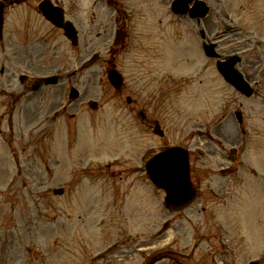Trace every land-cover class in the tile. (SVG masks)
Listing matches in <instances>:
<instances>
[{
	"label": "rangeland",
	"instance_id": "rangeland-1",
	"mask_svg": "<svg viewBox=\"0 0 264 264\" xmlns=\"http://www.w3.org/2000/svg\"><path fill=\"white\" fill-rule=\"evenodd\" d=\"M121 1L129 5L132 24L117 67L125 78L124 92L135 100L132 105L135 112L126 104L125 96L113 95L106 83V70L96 66L77 77L76 86L82 90L83 97L73 105L79 109L73 120H68V113L62 111L49 123L46 115L40 114V97L24 103L33 104L36 112L28 114V119L14 116L12 133L6 126L8 118L2 117L0 134L7 140L0 141V147L9 150L16 147L18 153L25 149L26 153H21L20 158L24 176L17 178L12 190L5 191V182L0 180V264H84L88 256L106 245L104 241L110 235L114 238L115 233L123 236L125 232L144 241L124 240L130 243L133 252L138 246L159 243L155 241V232L165 220H169L171 230L175 225H183L185 244L206 232L201 225H193L197 220L190 211L166 214L162 203L164 195L148 183L143 171H139L138 159L142 154L147 156L148 149L153 148L155 152L164 143L174 142L172 138L183 135L192 119L197 121L203 117L204 121H210L213 116L235 109L236 97L242 96L221 79L215 62L202 54L195 22L174 17L167 2L160 0ZM207 1L211 2L212 12L199 27L212 41L224 23L234 24L232 31L223 36L220 51L223 55L242 54L243 63L238 68L246 69L248 76L261 80L258 92L262 95L264 0ZM8 28L6 25V32ZM5 35L9 39L8 33ZM98 50L102 56L106 55L103 47ZM0 53L3 56L2 50ZM146 72L156 76V80L141 78ZM159 88L160 92L155 95ZM144 93L151 97L143 98ZM59 100L64 104L68 101L67 97H48L49 108ZM89 100L98 102V110L92 116L84 104ZM139 111L147 116L146 124L159 123L166 133L164 140L148 129L143 132L138 126ZM88 116L91 117L87 119ZM231 124L229 119L225 126L231 127ZM89 128L92 135L88 133ZM48 129L50 132L46 134ZM109 130L111 136L107 135ZM235 135L225 136L230 140ZM66 137L69 143L66 144L68 155L64 167L58 148L65 143ZM10 140L13 145L9 144ZM74 147L78 149L74 151ZM79 159L83 160L82 166ZM255 161L258 162L256 154ZM114 162H119L117 170L120 171L114 179L117 184L110 188L91 171ZM9 165V160L3 159L0 174L8 171ZM82 167L89 171H80ZM141 177H145L144 183ZM63 184L71 196L66 201L68 206H63L60 198L52 194L54 188ZM140 187L143 190L134 191ZM132 191L136 195L135 203L131 200ZM226 217L229 221L236 218L241 227L234 230L226 222L218 221L224 227L223 238L230 247L229 261L246 264L261 258L264 262V226H258L264 222V197L242 199L241 207L228 211ZM152 223L156 225L154 229H146L145 224ZM98 226L102 229L90 236ZM139 230L144 234H136ZM167 237L164 235L163 241H167ZM107 256L117 259L111 253ZM133 258V263L137 264L142 257Z\"/></svg>",
	"mask_w": 264,
	"mask_h": 264
},
{
	"label": "flooded vegetation",
	"instance_id": "flooded-vegetation-1",
	"mask_svg": "<svg viewBox=\"0 0 264 264\" xmlns=\"http://www.w3.org/2000/svg\"><path fill=\"white\" fill-rule=\"evenodd\" d=\"M1 3V12L3 15V19L7 11H15V15L21 17L25 20H31L32 25H26V29L23 33V36L26 37L24 41H22L19 45H16V48L29 55L31 60H41L42 63H49V58L47 54L50 51L48 39H55L58 35L64 38L63 29L56 27L51 24L48 19L45 17L43 8L52 5L53 7L59 8L60 20L69 21L77 30L78 36L79 32H84L85 36L95 37L99 34L97 33L98 28H102L103 34L106 35L108 29H110V24H98L93 13L89 14V27L88 31L86 27H82L80 25V14L81 7L76 0H0ZM96 3L91 4L90 8L92 10H97ZM5 21V20H4ZM18 21V19H17ZM6 22V21H5ZM22 25V21L13 24L14 30H20ZM31 30V32H30ZM65 43V40L63 41ZM56 48V47H55ZM75 49V48H74ZM61 62L57 61L56 64H60ZM33 62H29L25 65V71L30 72L33 68ZM22 87V86H20ZM24 93V89L22 90ZM194 163L191 162L192 172L195 173Z\"/></svg>",
	"mask_w": 264,
	"mask_h": 264
},
{
	"label": "water",
	"instance_id": "water-1",
	"mask_svg": "<svg viewBox=\"0 0 264 264\" xmlns=\"http://www.w3.org/2000/svg\"><path fill=\"white\" fill-rule=\"evenodd\" d=\"M177 2H180V0H177ZM185 3L186 1L183 0L180 4L185 5ZM233 81L237 83L239 89L244 91L241 82L236 79H233ZM161 156L166 157L169 161L168 167L163 173L158 171L153 163ZM179 163V160H177L172 154L161 153L149 160L146 165L151 180L165 190L168 196L167 201L169 200V202H172L175 199H180V195L184 193V184L186 185V188L189 185L185 170L186 166L183 169Z\"/></svg>",
	"mask_w": 264,
	"mask_h": 264
},
{
	"label": "snow or ice",
	"instance_id": "snow-or-ice-1",
	"mask_svg": "<svg viewBox=\"0 0 264 264\" xmlns=\"http://www.w3.org/2000/svg\"><path fill=\"white\" fill-rule=\"evenodd\" d=\"M153 163L154 166L157 168V170L163 173L167 169L169 161L167 160L166 157L161 156Z\"/></svg>",
	"mask_w": 264,
	"mask_h": 264
}]
</instances>
